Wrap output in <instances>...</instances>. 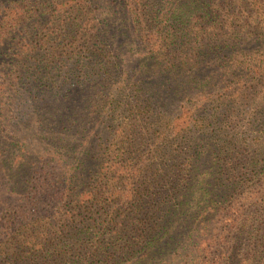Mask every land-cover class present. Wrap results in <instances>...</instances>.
Instances as JSON below:
<instances>
[{"label": "trees", "instance_id": "16d2710c", "mask_svg": "<svg viewBox=\"0 0 264 264\" xmlns=\"http://www.w3.org/2000/svg\"><path fill=\"white\" fill-rule=\"evenodd\" d=\"M0 264H264V0H0Z\"/></svg>", "mask_w": 264, "mask_h": 264}, {"label": "rangeland", "instance_id": "374dc122", "mask_svg": "<svg viewBox=\"0 0 264 264\" xmlns=\"http://www.w3.org/2000/svg\"><path fill=\"white\" fill-rule=\"evenodd\" d=\"M200 168H201V167H200ZM200 170H201V169H200ZM200 176H201V177H204L203 175H200ZM200 176H199V177H200Z\"/></svg>", "mask_w": 264, "mask_h": 264}]
</instances>
